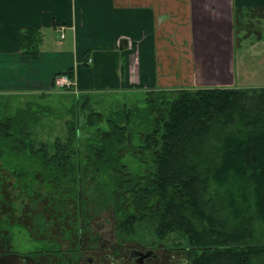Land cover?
Instances as JSON below:
<instances>
[{
  "label": "trees",
  "instance_id": "trees-1",
  "mask_svg": "<svg viewBox=\"0 0 264 264\" xmlns=\"http://www.w3.org/2000/svg\"><path fill=\"white\" fill-rule=\"evenodd\" d=\"M41 43L40 30L24 31L23 58L38 59ZM66 75L75 78L73 70ZM84 93L75 95L65 139L52 144L33 131L49 105L27 102L9 112L0 101V166L24 193L43 184L63 210L70 212V198L94 212L111 208L126 236L139 228L160 239L181 236L193 264H254L256 247L225 235L216 215L247 214L264 228V90H150L141 105L125 101L107 116ZM82 125L93 131L83 144Z\"/></svg>",
  "mask_w": 264,
  "mask_h": 264
},
{
  "label": "crops",
  "instance_id": "crops-1",
  "mask_svg": "<svg viewBox=\"0 0 264 264\" xmlns=\"http://www.w3.org/2000/svg\"><path fill=\"white\" fill-rule=\"evenodd\" d=\"M252 25L264 31V0H0V94L51 91L71 70L91 93L264 87ZM28 29L36 60L22 56Z\"/></svg>",
  "mask_w": 264,
  "mask_h": 264
},
{
  "label": "rangeland",
  "instance_id": "rangeland-1",
  "mask_svg": "<svg viewBox=\"0 0 264 264\" xmlns=\"http://www.w3.org/2000/svg\"><path fill=\"white\" fill-rule=\"evenodd\" d=\"M246 32L253 36L264 34L259 26L252 25ZM243 34L244 30H240ZM240 35V34H239ZM250 36V34H249ZM241 40L243 37L239 36ZM251 46V45H250ZM249 53H257L256 46L250 47ZM253 64V62H251ZM59 75V76H58ZM54 76L51 91L46 92H24L11 91L0 94V101L8 104L9 112L24 106L27 102H36L42 105H49L51 113L43 118L41 122L33 127L36 141L52 144L55 138H64L67 135L68 122L72 120L71 108H73L77 94L84 98V91H78L75 83L70 87H58L56 78H61L66 74L59 73ZM57 76V77H56ZM56 77V78H55ZM65 88H74V92H67ZM264 90V87L250 88ZM84 93V94H83ZM145 91L130 93H91L90 97L96 112L107 116L111 109L125 101L129 105H141L146 97ZM87 94V93H86ZM257 96V92L254 93ZM83 124V120H82ZM83 144L84 138L93 136L92 129L81 127ZM20 183L14 178L9 170L0 166V264H23L20 254L26 251L44 248L46 245H54L51 240L58 242L57 246L63 248L64 253L60 256H46L32 258L26 257L32 264H65V257L68 252H73L75 248H83V252H91L99 248H168L162 251L164 264H172L170 259L178 260L177 264H193L187 250L184 238L178 235L160 239L152 230L138 229L137 235H124L118 232L117 218L113 209L109 208L101 212H94V207L86 202L79 205V199L70 198L69 211L63 210L60 201L54 198L55 192L52 187L36 185L33 196H29L21 189ZM84 200V199H83ZM80 216H82L80 218ZM250 215L233 219L227 213L217 212L216 217H223V223L227 228H221L222 232L228 236H238L239 246H254L258 251L251 256L254 264H264V228L259 222L253 220L248 222ZM40 241V242H39ZM178 242V244H177ZM178 245V246H177ZM56 246V247H57ZM235 248L242 251L245 248ZM178 248V250H174ZM7 250L10 255L1 254ZM87 250V251H84ZM89 250V251H88ZM13 252V253H9ZM89 252V253H90ZM15 253V254H14ZM19 254V255H16ZM75 254V253H74ZM76 255V254H75ZM76 262L72 260L69 264H85L82 256L78 254ZM62 261L64 263H62ZM229 264V261H224Z\"/></svg>",
  "mask_w": 264,
  "mask_h": 264
},
{
  "label": "flooded vegetation",
  "instance_id": "flooded-vegetation-1",
  "mask_svg": "<svg viewBox=\"0 0 264 264\" xmlns=\"http://www.w3.org/2000/svg\"><path fill=\"white\" fill-rule=\"evenodd\" d=\"M168 248H154L153 245L146 248H99L94 251L83 252V248H75L73 252H68L65 257V264H69L72 260L76 262V256L80 254L85 264H164L165 259L162 251ZM174 250H178L175 248ZM87 251V250H84ZM9 253H13L10 252ZM64 253L60 246L46 245L44 248H36V250L26 251L25 254H20L23 264H32L26 257L39 259L46 256H60ZM76 255H75V254ZM3 255L8 254L7 250L1 252ZM15 254V253H14ZM19 255V254H16ZM172 264H177L178 260L170 259ZM62 263H64L62 261ZM48 264V263H47Z\"/></svg>",
  "mask_w": 264,
  "mask_h": 264
},
{
  "label": "built area",
  "instance_id": "built-area-1",
  "mask_svg": "<svg viewBox=\"0 0 264 264\" xmlns=\"http://www.w3.org/2000/svg\"><path fill=\"white\" fill-rule=\"evenodd\" d=\"M56 85H57V88L58 87H70V86H73L74 82L72 81V79H70L68 77V75H64L62 76L61 78H56Z\"/></svg>",
  "mask_w": 264,
  "mask_h": 264
}]
</instances>
